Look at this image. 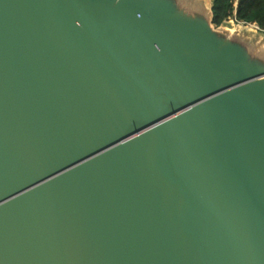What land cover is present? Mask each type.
<instances>
[{"label":"water","instance_id":"95a60500","mask_svg":"<svg viewBox=\"0 0 264 264\" xmlns=\"http://www.w3.org/2000/svg\"><path fill=\"white\" fill-rule=\"evenodd\" d=\"M223 24L0 0V264H264V58Z\"/></svg>","mask_w":264,"mask_h":264},{"label":"rangeland","instance_id":"374dc122","mask_svg":"<svg viewBox=\"0 0 264 264\" xmlns=\"http://www.w3.org/2000/svg\"><path fill=\"white\" fill-rule=\"evenodd\" d=\"M211 6L212 0H179V10L184 13H191L194 8L199 10L210 9ZM224 27L231 29L232 37L248 48V56L250 58H264V29H257L250 24H239L230 19L223 24ZM223 28L222 30H225Z\"/></svg>","mask_w":264,"mask_h":264},{"label":"trees","instance_id":"16d2710c","mask_svg":"<svg viewBox=\"0 0 264 264\" xmlns=\"http://www.w3.org/2000/svg\"><path fill=\"white\" fill-rule=\"evenodd\" d=\"M212 11L216 26L236 16L240 21L258 23L264 28V0H212Z\"/></svg>","mask_w":264,"mask_h":264},{"label":"built area","instance_id":"2783aa9c","mask_svg":"<svg viewBox=\"0 0 264 264\" xmlns=\"http://www.w3.org/2000/svg\"><path fill=\"white\" fill-rule=\"evenodd\" d=\"M230 20L234 21V22H237L239 24H250L252 26H255L257 29H264L262 28L258 23H250V22H245V21H240L236 18V16L234 17H231Z\"/></svg>","mask_w":264,"mask_h":264},{"label":"bare ground","instance_id":"6f19581e","mask_svg":"<svg viewBox=\"0 0 264 264\" xmlns=\"http://www.w3.org/2000/svg\"><path fill=\"white\" fill-rule=\"evenodd\" d=\"M182 53H183L182 55L186 56L188 60H191L192 53L188 49H184V51H182Z\"/></svg>","mask_w":264,"mask_h":264}]
</instances>
